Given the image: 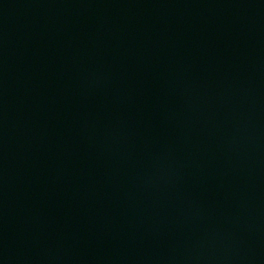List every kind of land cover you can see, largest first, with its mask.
Listing matches in <instances>:
<instances>
[{"label": "water", "instance_id": "water-1", "mask_svg": "<svg viewBox=\"0 0 264 264\" xmlns=\"http://www.w3.org/2000/svg\"><path fill=\"white\" fill-rule=\"evenodd\" d=\"M0 264H264V0H0Z\"/></svg>", "mask_w": 264, "mask_h": 264}]
</instances>
